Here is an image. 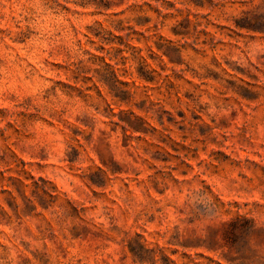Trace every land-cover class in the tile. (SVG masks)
I'll return each mask as SVG.
<instances>
[{"label":"rangeland","instance_id":"rangeland-1","mask_svg":"<svg viewBox=\"0 0 264 264\" xmlns=\"http://www.w3.org/2000/svg\"><path fill=\"white\" fill-rule=\"evenodd\" d=\"M0 264H264V0H0Z\"/></svg>","mask_w":264,"mask_h":264}]
</instances>
